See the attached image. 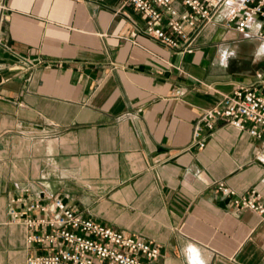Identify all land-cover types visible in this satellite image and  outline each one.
<instances>
[{
	"label": "crops",
	"instance_id": "obj_1",
	"mask_svg": "<svg viewBox=\"0 0 264 264\" xmlns=\"http://www.w3.org/2000/svg\"><path fill=\"white\" fill-rule=\"evenodd\" d=\"M0 29V264H27L10 197L31 187L161 247L160 264H264L261 142L222 119L194 126L240 83L264 76V20L246 36L225 9L173 50L125 0H7ZM179 11L185 6L175 1ZM33 63L24 65L23 59ZM248 62V63H246ZM218 181L236 190L227 195Z\"/></svg>",
	"mask_w": 264,
	"mask_h": 264
},
{
	"label": "built area",
	"instance_id": "obj_2",
	"mask_svg": "<svg viewBox=\"0 0 264 264\" xmlns=\"http://www.w3.org/2000/svg\"><path fill=\"white\" fill-rule=\"evenodd\" d=\"M144 17L143 33L173 50L194 52L197 34L225 9L221 25L248 36L256 18L264 20V0H177L185 6L179 11L176 0H125ZM7 0H0V29L8 18ZM23 64L32 65L28 58ZM222 119L244 130L261 142L258 158L264 161V76L251 83H240L222 97L219 105L205 111L193 130L192 143L206 145L203 131L213 133ZM225 194L236 190L218 181ZM21 188L10 198L8 212L11 221L22 222L28 228L31 250L27 264H160L161 247L154 240L128 233L122 229L82 215L62 196ZM259 192L238 197L239 208H249L264 217V203Z\"/></svg>",
	"mask_w": 264,
	"mask_h": 264
},
{
	"label": "bare ground",
	"instance_id": "obj_3",
	"mask_svg": "<svg viewBox=\"0 0 264 264\" xmlns=\"http://www.w3.org/2000/svg\"><path fill=\"white\" fill-rule=\"evenodd\" d=\"M261 47H262L261 50L264 51V44Z\"/></svg>",
	"mask_w": 264,
	"mask_h": 264
},
{
	"label": "clouds",
	"instance_id": "obj_4",
	"mask_svg": "<svg viewBox=\"0 0 264 264\" xmlns=\"http://www.w3.org/2000/svg\"><path fill=\"white\" fill-rule=\"evenodd\" d=\"M194 264H199V262L198 261H194Z\"/></svg>",
	"mask_w": 264,
	"mask_h": 264
},
{
	"label": "rangeland",
	"instance_id": "obj_5",
	"mask_svg": "<svg viewBox=\"0 0 264 264\" xmlns=\"http://www.w3.org/2000/svg\"><path fill=\"white\" fill-rule=\"evenodd\" d=\"M246 63H248V62H246Z\"/></svg>",
	"mask_w": 264,
	"mask_h": 264
}]
</instances>
